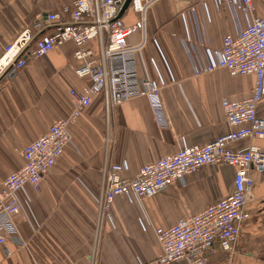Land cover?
I'll return each mask as SVG.
<instances>
[{
	"label": "crops",
	"instance_id": "0c3cea01",
	"mask_svg": "<svg viewBox=\"0 0 264 264\" xmlns=\"http://www.w3.org/2000/svg\"><path fill=\"white\" fill-rule=\"evenodd\" d=\"M74 1L0 0V56L38 16L63 14L73 8ZM252 2L255 15L264 19V0ZM203 4L197 8L200 36L218 48L222 37L233 32L232 22L213 0ZM191 18L184 6L172 0L152 6L146 22L149 42L137 60L142 76L155 81L162 76L168 81L169 71L174 77L161 88L168 127L157 128L144 98L113 110L106 127L102 98L95 96L71 127L72 142L39 190L25 186L18 193L21 211L15 224L24 245H0V264H157L155 228L168 227L229 196L234 169L204 166L187 176L184 186H169L150 199H115L109 218L99 208L105 164L125 163V175L132 178L142 165L184 145L213 141L228 132L220 100L244 98L252 90V76H230L226 71L193 76L189 56L179 43ZM137 19L129 10L124 21L132 24ZM189 34L194 40L193 28ZM129 40L136 43L139 36ZM87 47L97 53L98 43L91 41ZM73 52L74 46L66 43L43 58H27L14 78H0V187L6 176L22 166L23 148L69 113L68 92L82 85L73 74ZM257 113L264 116V98ZM247 143L264 151V140ZM251 176L252 196L244 208L248 218L240 225L235 252L229 255L215 244L217 251L208 264H264V172L251 171Z\"/></svg>",
	"mask_w": 264,
	"mask_h": 264
},
{
	"label": "built area",
	"instance_id": "2783aa9c",
	"mask_svg": "<svg viewBox=\"0 0 264 264\" xmlns=\"http://www.w3.org/2000/svg\"><path fill=\"white\" fill-rule=\"evenodd\" d=\"M160 1L131 0L124 9L126 0H75L70 11L50 13L44 18L38 16L30 28L3 49L0 78L10 80L25 66L27 58H43L55 48L70 43L74 46L76 64L73 74L82 85L79 90L68 92L71 108L67 116L54 120L44 135L27 144L20 154L22 166L2 180L0 245L6 242L24 245L15 224V217L21 211L18 193L25 186L39 190L44 177L72 142L71 127L95 96L102 98L106 127L113 110L137 98L147 101L158 129L168 127L161 88L168 81L173 82L174 77L168 71V81L162 76L158 81L152 80L139 74L137 63L149 42L148 11ZM172 1L184 6L192 17L189 26L194 30L195 39H191L186 24V33L179 38V43L189 56L193 76L215 71H226L230 76H252V90L244 98L220 100L228 132L213 141L184 145L173 154L142 165L132 178L125 175V163L105 164L98 202L101 213L109 218L111 205L117 198L150 199L169 186H184L186 177L204 166L233 168L232 189L227 198L168 227L154 230L159 248L157 264L182 260L185 264H208L217 251L215 244L218 250L234 254L240 225L248 218L244 208L254 186L251 171L264 172V151L247 143L264 140V116L257 113L264 98V19L255 15L252 0H213L217 9L226 11L233 32L222 37L218 48H212L200 36L197 8L204 6L203 0ZM129 10L138 17L132 24L124 21ZM205 15L203 19L207 21L208 12ZM136 34L138 42L131 43L129 39ZM91 41L98 43L97 53L87 47ZM152 42L157 45L155 39ZM240 143L245 145L233 148ZM141 228L146 232L142 225ZM4 250L6 255L10 254L6 246Z\"/></svg>",
	"mask_w": 264,
	"mask_h": 264
},
{
	"label": "water",
	"instance_id": "95a60500",
	"mask_svg": "<svg viewBox=\"0 0 264 264\" xmlns=\"http://www.w3.org/2000/svg\"><path fill=\"white\" fill-rule=\"evenodd\" d=\"M130 1H131V0H126V3H125V5H124V9H126V8L128 7V5L130 4Z\"/></svg>",
	"mask_w": 264,
	"mask_h": 264
}]
</instances>
